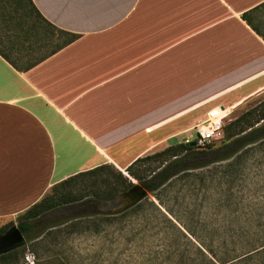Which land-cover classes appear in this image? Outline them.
I'll return each instance as SVG.
<instances>
[{
	"label": "crops",
	"instance_id": "obj_1",
	"mask_svg": "<svg viewBox=\"0 0 264 264\" xmlns=\"http://www.w3.org/2000/svg\"><path fill=\"white\" fill-rule=\"evenodd\" d=\"M32 1L78 39L27 72L0 55V228L77 174L128 176L164 124L264 93V0Z\"/></svg>",
	"mask_w": 264,
	"mask_h": 264
},
{
	"label": "trees",
	"instance_id": "obj_2",
	"mask_svg": "<svg viewBox=\"0 0 264 264\" xmlns=\"http://www.w3.org/2000/svg\"><path fill=\"white\" fill-rule=\"evenodd\" d=\"M244 20L249 23L247 15H244ZM77 39L78 35L60 30L46 20L32 0H0V55L17 71L27 72L35 68ZM223 130L225 138L218 149L214 143L205 149L193 147L191 143L178 144L137 159L126 170L128 176L113 165L77 174L53 186L40 202L18 215L16 224L12 221L1 227L0 236L16 225L28 243H36L54 227L67 226L74 220L100 218L112 221L110 218L113 217L99 212L130 191L135 181L149 193L146 201L171 227L157 234L151 231L132 233L128 238L130 245L124 251L125 254L128 252V260L142 259L144 264H238L252 252L219 257L181 219L167 211L172 217L169 218L150 199L151 196L156 198L164 207L157 192L174 177L202 168L212 160L233 159L245 146L264 140V105L244 112L224 125ZM202 149L210 150L204 158L200 157V152H204ZM221 149H224L223 153L218 157ZM142 204L118 214L113 220L127 218ZM56 212H68V215L55 217ZM51 216L52 221L49 220ZM76 227L77 224H73L70 229L75 232ZM25 251L26 247H23L1 256L0 264H21ZM128 263L132 264L131 261Z\"/></svg>",
	"mask_w": 264,
	"mask_h": 264
},
{
	"label": "rangeland",
	"instance_id": "obj_3",
	"mask_svg": "<svg viewBox=\"0 0 264 264\" xmlns=\"http://www.w3.org/2000/svg\"><path fill=\"white\" fill-rule=\"evenodd\" d=\"M262 105L264 93L232 109L225 126L244 112ZM208 111L203 109L201 116L164 124L163 139L157 141L158 152L184 144L193 137V129L206 120ZM224 138L223 130L221 140L214 143L216 149ZM223 150L218 152V157ZM209 151L200 152V157H206ZM212 161L202 168L177 175L158 190L164 207L156 198L151 196L150 199L169 218L172 217L167 211L181 219L219 257L252 252L238 264H264V140L245 146L233 159ZM142 202L139 210L121 221L113 220L118 215L115 211L120 209V205H113L106 209L109 214H102L113 217L112 221L93 218L54 227L41 241L26 243L21 264H130V261L138 264L137 259L128 260V252L124 253L132 233L157 234L171 227L146 199ZM67 215L68 212H56L53 216ZM53 216L49 217L50 221ZM13 222L16 224V219ZM73 224H77L75 232L70 229ZM32 256L34 260L27 261Z\"/></svg>",
	"mask_w": 264,
	"mask_h": 264
},
{
	"label": "water",
	"instance_id": "obj_4",
	"mask_svg": "<svg viewBox=\"0 0 264 264\" xmlns=\"http://www.w3.org/2000/svg\"><path fill=\"white\" fill-rule=\"evenodd\" d=\"M191 145L195 147L194 142ZM133 183L135 186L130 191L122 194L114 202L110 203L107 208L113 205H120V209L115 211L117 214H120L135 207L149 197V193L143 187L135 181ZM106 209L101 210L99 213L109 214L106 212ZM26 243V238L19 228L17 226L11 227L4 235L0 236V257L24 247Z\"/></svg>",
	"mask_w": 264,
	"mask_h": 264
},
{
	"label": "built area",
	"instance_id": "obj_5",
	"mask_svg": "<svg viewBox=\"0 0 264 264\" xmlns=\"http://www.w3.org/2000/svg\"><path fill=\"white\" fill-rule=\"evenodd\" d=\"M230 111L220 108L211 109L207 112L206 120L193 129L194 136L187 139L185 143H195L197 148H205L208 145L218 142L223 137L225 120L229 117ZM34 257H28L27 261H33Z\"/></svg>",
	"mask_w": 264,
	"mask_h": 264
}]
</instances>
